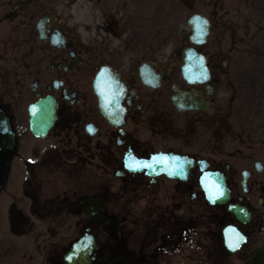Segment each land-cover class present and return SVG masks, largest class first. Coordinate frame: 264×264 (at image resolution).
I'll use <instances>...</instances> for the list:
<instances>
[{"label":"flooded vegetation","instance_id":"flooded-vegetation-1","mask_svg":"<svg viewBox=\"0 0 264 264\" xmlns=\"http://www.w3.org/2000/svg\"><path fill=\"white\" fill-rule=\"evenodd\" d=\"M161 9V0H0L11 137L0 264H72L73 242L77 264H244L264 246V144L215 108L206 43L194 48L212 92L184 80L188 44L167 33ZM142 65L161 75L157 86L141 81ZM102 68L119 75L118 94L94 85ZM173 86L200 94L203 108L177 109ZM161 153L181 156L177 174L161 172Z\"/></svg>","mask_w":264,"mask_h":264},{"label":"rangeland","instance_id":"rangeland-1","mask_svg":"<svg viewBox=\"0 0 264 264\" xmlns=\"http://www.w3.org/2000/svg\"><path fill=\"white\" fill-rule=\"evenodd\" d=\"M161 3L165 8L161 16L171 24L167 33L182 46L190 32L188 16L194 12L211 15L215 30L203 50L216 65L214 106L227 113L229 125L243 126L247 139L264 144V0H193L186 6L175 0Z\"/></svg>","mask_w":264,"mask_h":264},{"label":"water","instance_id":"water-1","mask_svg":"<svg viewBox=\"0 0 264 264\" xmlns=\"http://www.w3.org/2000/svg\"><path fill=\"white\" fill-rule=\"evenodd\" d=\"M187 24L191 28V33L189 35L190 42L194 44H201L206 41V38L209 34L210 22L205 16L194 14L188 19ZM183 60V75L188 82L197 83L208 80L209 72L206 66V58L202 54H199L193 48H190L184 51ZM140 76L143 82L147 85L150 83V81L157 78L151 69L143 67L141 68ZM185 95L186 94L179 96L175 94L172 97L178 108H196V102H194L191 98L186 102ZM9 143V132L3 115L0 112V186L4 180L6 155L10 148ZM161 157V162H163L164 160H168V157L170 156L161 155ZM176 163L170 160L169 162L165 163L163 167L167 168L171 172H176L178 170L177 166L175 169L172 167L173 165L175 166L178 164ZM65 256L68 257V260L70 258V260L74 263L78 260V250L75 244ZM246 264H264V247L255 249L252 252L251 258L246 262Z\"/></svg>","mask_w":264,"mask_h":264}]
</instances>
